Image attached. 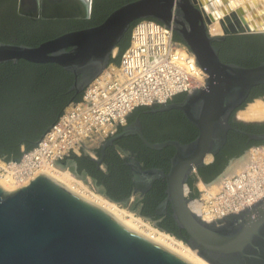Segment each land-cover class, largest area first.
I'll return each mask as SVG.
<instances>
[{"label": "water", "instance_id": "95a60500", "mask_svg": "<svg viewBox=\"0 0 264 264\" xmlns=\"http://www.w3.org/2000/svg\"><path fill=\"white\" fill-rule=\"evenodd\" d=\"M90 11L91 0L17 1L19 15L43 20L86 19ZM141 19L171 30V41H174L173 33L178 35L184 42L181 44L194 55L206 79L203 86L192 88L189 93L184 90L163 103L140 106L151 107V112L181 111L196 127L197 136L185 144L174 140L151 144L143 137L138 119L126 124L127 116L140 107L136 106L127 111L125 124L117 122L113 134L95 149L101 147L103 153L106 145L125 135H136L150 149L173 147L167 172L142 170L131 159L133 195L142 197L156 179H163L165 198L156 214L165 212L170 206L176 227L187 235L182 242L197 256L208 264H264V197L236 214L205 222L188 207V198L183 192L188 176L197 167L209 163L225 143L230 129L228 118L233 111L236 110L235 116L244 121L264 119V96L239 108L252 88L264 85V61L251 67L223 63L213 46V42L222 41L227 35L264 36L263 31L248 29L244 17L231 12L222 23L223 33L211 35L208 25L214 18L207 15L200 0H134L113 10L96 26L65 32L37 46L0 43V63L20 59L31 63H55L73 73L75 78L70 90L78 93L107 67L130 24L137 20L135 25ZM180 94H184L180 102H171ZM243 134L248 139L264 141V133ZM33 145L36 147L37 141ZM95 149L69 148L66 155L55 158L50 164L72 172L63 161L71 153L80 155L82 152L99 163L93 152ZM206 154L211 155L208 162L203 161ZM8 162L0 160L5 166ZM0 264L196 263L41 170L27 183L13 189L0 183Z\"/></svg>", "mask_w": 264, "mask_h": 264}, {"label": "trees", "instance_id": "16d2710c", "mask_svg": "<svg viewBox=\"0 0 264 264\" xmlns=\"http://www.w3.org/2000/svg\"><path fill=\"white\" fill-rule=\"evenodd\" d=\"M134 0H91L90 15L78 20H43L30 19L17 13V0H0V43L37 46L65 32L93 27L100 24L113 10ZM159 22L156 19L148 18ZM137 21V20H136ZM136 21L124 33L117 44V52L108 64H118L120 54L129 43L130 31ZM173 40L183 43L173 33ZM218 57L223 63H233L251 67L264 61V36L261 34L228 35L220 43ZM73 73L55 63H31L25 60L0 63V160L8 162L17 160L24 151L30 150L48 127L55 123L71 102L81 99L83 90L76 93L70 90L74 81ZM264 96V85L251 89L245 102ZM184 94L175 96L171 102H180ZM158 107V106H155ZM151 107L140 106L128 116L127 123L135 119L140 121L141 132L147 142L162 143L168 140L188 143L197 136V129L179 110L151 112ZM234 112V111H233ZM233 114V113H232ZM230 130L226 134L223 146L213 155L212 160L197 167L195 173L188 176V199L199 194L195 186L197 181L208 184L216 179L228 163L240 157L253 144L237 128L248 126L243 122H234L228 118ZM118 130L117 133L121 131ZM259 128L249 132L259 133ZM94 154L99 163L84 153H71L63 163L72 160L75 166L69 169L77 176L88 177L98 192L121 205H126L133 196V173L129 166L131 159L142 170L163 169L168 171L170 158L174 154L172 147L150 149L136 135H125L111 144L95 149ZM165 198V181L156 179L151 187L140 197L134 195L131 210L147 217L155 226L173 235L176 239L186 241L187 235L179 230L171 217L170 206L165 214H156L158 205Z\"/></svg>", "mask_w": 264, "mask_h": 264}, {"label": "built area", "instance_id": "2783aa9c", "mask_svg": "<svg viewBox=\"0 0 264 264\" xmlns=\"http://www.w3.org/2000/svg\"><path fill=\"white\" fill-rule=\"evenodd\" d=\"M171 33L151 20H139L131 28L128 47L120 55L118 67L108 65L87 84L80 101L64 108L36 147L24 151L16 163L11 160L6 164V167L16 165L13 167V176L19 181L16 187L42 170L33 173L41 161L51 163L66 155L69 148H83L84 144L100 143L111 136L117 122L125 124L124 116L132 107L163 103L178 92L189 93L192 88L203 86L206 74L187 47L171 41ZM242 157L246 160L242 177L237 173L220 176L216 193L200 188L196 198L188 199V204L197 203L194 213L201 219L208 214L213 215L209 221L236 214L264 197V144L249 147ZM249 171L255 173L252 180ZM256 192L258 196L253 201L240 203L241 197Z\"/></svg>", "mask_w": 264, "mask_h": 264}, {"label": "bare ground", "instance_id": "6f19581e", "mask_svg": "<svg viewBox=\"0 0 264 264\" xmlns=\"http://www.w3.org/2000/svg\"><path fill=\"white\" fill-rule=\"evenodd\" d=\"M88 2V0H83ZM202 7L204 11L207 13V15H211L214 20L208 25V31L211 35H220L223 33V27L222 23H224L225 16L230 15V13H234L236 15H241L246 20V25L248 29L253 31H263L264 32V0H200ZM211 159V155L206 154L204 156L203 161L208 162ZM245 158H238L230 162L229 166L226 168V170L223 172L224 176H229L235 173L236 171H240L244 165H245ZM39 168L35 169L33 173L36 171L38 172V169H42L45 172L49 173L50 175L54 176L55 178L61 180L68 186L72 187L79 193L83 194L84 196L88 197L89 199L97 202L98 204L106 207L113 213H115L117 216L140 230L141 232L147 234L148 236L155 238L159 240L160 242L164 243L165 245L169 246L170 248L174 249L175 251L181 253L182 255L186 256L196 264H208L203 259H201L195 251L191 250L187 245V247L183 246L178 240H175L173 237L169 236V234L158 231L157 229H149V230H142L139 226H137L140 223V219H125V215L122 211H120L113 202L109 201L108 199L102 198L98 195H92L90 193L89 195L86 194L83 190L81 191L78 187H76L73 184L72 177L67 174L64 171H61L56 166H53L48 161H41ZM0 167H4V165L0 164ZM16 167V165L11 164L10 167H7L6 172L0 173V183L7 189H13L16 188L19 181L15 178L16 176H13V170ZM19 168V167H18ZM5 169V168H4ZM35 172V173H36ZM242 177V173H237ZM255 176V173L249 171V178L252 180ZM220 178V177H219ZM218 178V179H219ZM208 183L207 185H201L204 190H206L210 194H214L219 189V183H217V180ZM237 184L240 182L237 180ZM234 188H232V191ZM188 187L183 186V192L186 195L188 193ZM243 195V193L241 194ZM258 196V193H254L253 195H246L241 197V204L244 203H250ZM197 203H190L188 204V207L193 211L197 213ZM220 213L223 212V209L218 210ZM212 214H208L204 216L205 222H209V219L212 217Z\"/></svg>", "mask_w": 264, "mask_h": 264}, {"label": "rangeland", "instance_id": "374dc122", "mask_svg": "<svg viewBox=\"0 0 264 264\" xmlns=\"http://www.w3.org/2000/svg\"><path fill=\"white\" fill-rule=\"evenodd\" d=\"M109 66H116L115 64H113V63H110V64H108ZM107 65V66H108ZM87 86V85H86ZM98 144L99 143H97V142H90V143H87V144H84V146H83V148L82 149H95L97 146H98ZM1 164V163H0ZM2 165V164H1ZM8 169L6 166H4L3 167V169ZM58 168V167H57ZM2 169V167L0 168V173H4L5 171ZM60 169V168H59ZM61 171H64V170H62V169H60ZM240 171H236L235 173H241V170H242V168L241 169H239ZM64 172H66L67 174H69L71 177H72V181H73V184L76 186V187H78L81 191L83 190L86 194H90V193H92V195H98V196H100V197H102V198H105V199H107L105 196H103L101 193H99L97 190H96V188L94 187V185H93V183H92V181H91V179L90 178H88V177H85V178H82V177H79V176H77V175H75L73 172H69V171H64ZM192 173H195V172H192ZM191 173V174H192ZM223 176V175H222ZM220 178L217 180V183H219L220 181ZM201 183L199 182V181H197L196 183H195V186H196V188L197 189H200V188H202L201 187ZM88 192H90V193H88ZM187 196H188V193H187ZM133 197H134V195L133 196H131L130 198H129V200H128V202H127V204H126V206L125 207H123V206H121V205H119V204H117V203H115V202H113V204L120 210V211H122L123 213H124V215H125V219H131L132 220V218L133 219H140V223L137 225V226H139L140 227V229H142V230H149V229H157L158 231H162V230H160V229H158L155 225H154V223H152L151 221H149V220H147V219H145V218H142V217H140L139 215H137L136 213H134L133 211H131L130 209H128L129 208V206H130V204H131V202L133 201ZM132 217V218H131ZM162 232H164V231H162ZM166 233V232H165ZM169 236H171V237H173L175 240H178V239H176L174 236H172L171 234H169ZM181 244H183V246H185V247H187L186 246V244L185 243H183L182 241H180V240H178ZM187 249H189L188 247H187Z\"/></svg>", "mask_w": 264, "mask_h": 264}, {"label": "flooded vegetation", "instance_id": "af4514ba", "mask_svg": "<svg viewBox=\"0 0 264 264\" xmlns=\"http://www.w3.org/2000/svg\"><path fill=\"white\" fill-rule=\"evenodd\" d=\"M18 1V0H17ZM21 16H23V17H27V16H24V15H21ZM28 18H30V19H37V18H31V17H28ZM59 20H75V19H59ZM76 20H78V19H76ZM175 34V33H174ZM176 35V34H175ZM178 36V35H177ZM228 36V35H227ZM179 37V36H178ZM179 39L182 41V39L179 37ZM225 39V38H224ZM223 41V40H222ZM222 41H218V42H213V46H215L216 48H217V52H219V47L215 44V43H220V42H222ZM183 42V41H182ZM183 44H184V42H183ZM233 113V114H232ZM231 114H230V117H231V119H232V121H234V122H243V123H246L248 126H246L244 129L243 128H237L236 129V131L237 132H239V133H241L242 135H244L243 134V132H248V133H251V132H249V130H254V129H257V128H259V130H263V131H261V132H259V133H256V134H261V133H264V119L263 120H256V121H244V120H241V119H239L238 117H236L235 116V114L237 113V111L235 110L234 112H232ZM230 130V129H229ZM228 130V131H229ZM227 131V132H228ZM253 133V132H252ZM249 141H254V142H259L260 144H264V141H261V140H251V139H248ZM260 144H258V145H260ZM254 145H257V144H253V145H251V146H254ZM101 146V145H100ZM251 146H249V147H251ZM170 147V146H169ZM99 148H101V147H99ZM173 148V147H172ZM174 149V148H173ZM63 165H67L68 167L69 166H75L74 165V162L70 159V160H68L67 162H66V164H64L63 163ZM156 169H160V168H156ZM146 170H149V169H146ZM166 212V211H165ZM165 212H162V213H160L161 215L162 214H165ZM159 214V215H160Z\"/></svg>", "mask_w": 264, "mask_h": 264}]
</instances>
